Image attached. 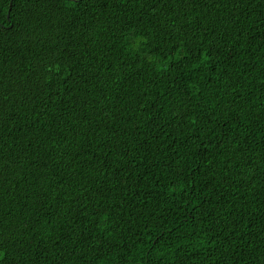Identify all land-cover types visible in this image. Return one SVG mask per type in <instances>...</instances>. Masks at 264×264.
<instances>
[{"label":"trees","instance_id":"16d2710c","mask_svg":"<svg viewBox=\"0 0 264 264\" xmlns=\"http://www.w3.org/2000/svg\"><path fill=\"white\" fill-rule=\"evenodd\" d=\"M0 264H264V0H0Z\"/></svg>","mask_w":264,"mask_h":264}]
</instances>
